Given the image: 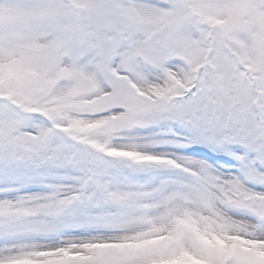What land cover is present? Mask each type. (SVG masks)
<instances>
[{
	"label": "snow or ice",
	"instance_id": "1",
	"mask_svg": "<svg viewBox=\"0 0 264 264\" xmlns=\"http://www.w3.org/2000/svg\"><path fill=\"white\" fill-rule=\"evenodd\" d=\"M0 264H264V0H0Z\"/></svg>",
	"mask_w": 264,
	"mask_h": 264
}]
</instances>
